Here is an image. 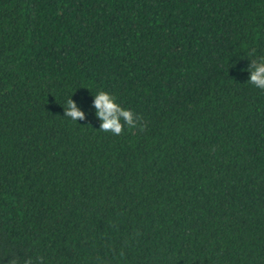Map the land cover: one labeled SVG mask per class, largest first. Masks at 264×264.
Masks as SVG:
<instances>
[{"label":"trees","instance_id":"obj_1","mask_svg":"<svg viewBox=\"0 0 264 264\" xmlns=\"http://www.w3.org/2000/svg\"><path fill=\"white\" fill-rule=\"evenodd\" d=\"M262 56L264 0H0V264H264Z\"/></svg>","mask_w":264,"mask_h":264},{"label":"clouds","instance_id":"obj_2","mask_svg":"<svg viewBox=\"0 0 264 264\" xmlns=\"http://www.w3.org/2000/svg\"><path fill=\"white\" fill-rule=\"evenodd\" d=\"M247 71L249 72L247 81L256 88L264 90V56L251 60ZM93 107L96 110L95 115L100 120L99 130L111 132L114 135H119L125 125L135 127L140 119L132 109L125 108L118 103L113 93L105 90L95 92ZM64 117L73 122L85 118V112L72 99V96L65 101ZM8 264H21V261L18 257L12 256ZM23 264H32V262L25 260Z\"/></svg>","mask_w":264,"mask_h":264}]
</instances>
